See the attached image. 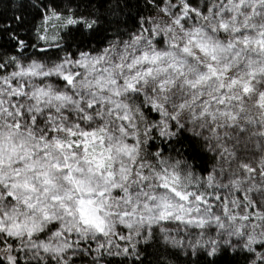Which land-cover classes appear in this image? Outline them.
<instances>
[{"label":"snow or ice","instance_id":"6c2138e0","mask_svg":"<svg viewBox=\"0 0 264 264\" xmlns=\"http://www.w3.org/2000/svg\"><path fill=\"white\" fill-rule=\"evenodd\" d=\"M0 264H264V0H0Z\"/></svg>","mask_w":264,"mask_h":264},{"label":"trees","instance_id":"16d2710c","mask_svg":"<svg viewBox=\"0 0 264 264\" xmlns=\"http://www.w3.org/2000/svg\"><path fill=\"white\" fill-rule=\"evenodd\" d=\"M5 2H7V0H5ZM8 15H9V16L11 15V11H9Z\"/></svg>","mask_w":264,"mask_h":264}]
</instances>
